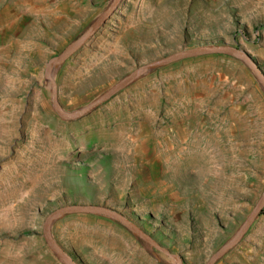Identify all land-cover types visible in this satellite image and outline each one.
Wrapping results in <instances>:
<instances>
[{"label": "rangeland", "instance_id": "obj_1", "mask_svg": "<svg viewBox=\"0 0 264 264\" xmlns=\"http://www.w3.org/2000/svg\"><path fill=\"white\" fill-rule=\"evenodd\" d=\"M109 2L0 0V264H63L42 229L73 204L111 207L204 264L264 190V91L234 57L157 68L84 116L56 115L45 64ZM211 43L264 71V0H121L56 69L58 100L73 111L142 64ZM51 234L78 264H173L104 216H63ZM215 264H264V208Z\"/></svg>", "mask_w": 264, "mask_h": 264}, {"label": "water", "instance_id": "obj_2", "mask_svg": "<svg viewBox=\"0 0 264 264\" xmlns=\"http://www.w3.org/2000/svg\"><path fill=\"white\" fill-rule=\"evenodd\" d=\"M121 0H110L109 4L97 15L89 27L75 40L69 43L64 50L56 56L51 57L45 64L44 76L49 84L51 91V107L56 115L65 121L72 120L86 115L98 106L102 105L120 91L128 87L140 76L165 67L170 64L204 55H226L241 61L254 75L256 81L264 91V71L259 63L246 50L232 46L230 44H203L192 48L184 49L168 56L150 61L135 68L132 72L121 78L107 90L92 99L86 105L79 107L73 111H66L58 100L54 73L56 69L63 64L68 58L74 55L78 50L85 46L88 41L106 24L110 17L116 11ZM264 208V190L256 201L254 207L249 212L244 222L240 225L234 235L216 252H214L204 264H215L228 251L235 247L247 233L255 219ZM70 214H94L107 217L128 229L132 234L139 237L149 246L163 253L166 257L173 261V264H183L179 255L170 252L166 247L159 244L154 238L140 228L136 223L130 220L123 213L108 207L97 204H73L63 206L53 210L47 215L43 223L42 235L47 247L63 264H78L69 254H67L54 240L51 234V226L53 222L63 216Z\"/></svg>", "mask_w": 264, "mask_h": 264}]
</instances>
